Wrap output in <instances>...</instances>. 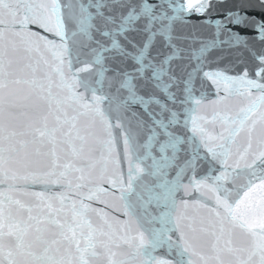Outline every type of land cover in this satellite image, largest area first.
<instances>
[{"label": "snow or ice", "instance_id": "obj_1", "mask_svg": "<svg viewBox=\"0 0 264 264\" xmlns=\"http://www.w3.org/2000/svg\"><path fill=\"white\" fill-rule=\"evenodd\" d=\"M0 264H264V0H0Z\"/></svg>", "mask_w": 264, "mask_h": 264}, {"label": "water", "instance_id": "obj_2", "mask_svg": "<svg viewBox=\"0 0 264 264\" xmlns=\"http://www.w3.org/2000/svg\"><path fill=\"white\" fill-rule=\"evenodd\" d=\"M191 19H192L193 21H196V20H199V19H201V18H200V17L193 16V17H191Z\"/></svg>", "mask_w": 264, "mask_h": 264}]
</instances>
